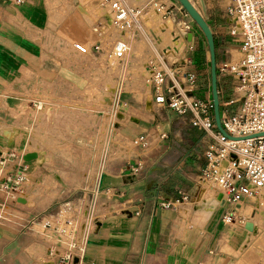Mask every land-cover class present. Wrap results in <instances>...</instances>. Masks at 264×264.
<instances>
[{"label": "crops", "instance_id": "1", "mask_svg": "<svg viewBox=\"0 0 264 264\" xmlns=\"http://www.w3.org/2000/svg\"><path fill=\"white\" fill-rule=\"evenodd\" d=\"M85 3L82 0H28L15 6L0 0V92L12 94V104L41 94L57 106V114L48 120L41 117L27 130L21 127L22 120L14 121L12 127L0 134V150L14 146L33 153V157H29V179L23 191L13 195L0 190V264H59L67 246L59 237L61 233L52 228L50 232L44 225L43 228L42 222L54 219L57 212H53V206L75 194L76 198L67 202L76 209L73 212L76 220L79 219L78 210L83 209L82 213H85L82 216L85 220L77 232L82 255L67 264H197L198 261L211 264L217 255L225 256V264H243L244 261L264 264V249L256 250L247 243L248 240L233 254L224 250L227 234L221 243L213 238L216 223H212V216L217 207L224 208V203H220L210 185H204L202 189L199 186L200 183L207 184L201 181V171L205 164L204 151L211 142L203 131L189 125L186 117L182 118L186 119L184 123L188 130L164 141L172 119L177 116L167 110L154 111L150 102L146 117L128 116L135 126L130 128L128 136L121 135L120 139L127 145L130 139L145 131H151L154 137L149 119L157 122L154 116L160 118L162 113L169 118L163 121L168 129L163 127L160 131L162 126L157 125V137L160 133L165 136L156 140L151 148L130 149L126 146V149H118L113 143L115 154L102 162V153L111 155V149L102 152L98 126L85 149L89 162L81 165L66 161L67 152L63 146L70 139L66 130L69 108L66 100L72 98L76 108H83L88 98L98 106H109L112 102L110 92L118 82L119 72L101 66L92 57L80 56L73 50L72 42L71 51L93 64L90 67L91 83L87 87L73 86L71 95L65 91L60 98L53 94L51 84L48 85L50 82L41 83L40 77L47 72L49 63L43 55L52 57L54 45L66 40L59 28L65 26V18L79 10L77 6L87 11L84 14L87 17L89 13L93 14V20L89 23V42L75 41L91 44L97 41L100 31H103L105 41L111 38L100 0H92L91 6ZM210 6L204 17L209 22L213 20L215 25ZM66 8L69 14L65 16ZM73 19L83 26L86 18L78 13ZM69 26L68 32L73 35V26ZM137 43H142V50L135 55L143 61L149 51L142 41ZM66 74L76 82L84 81L73 73ZM140 74L125 87V93L132 95L139 104L144 90ZM134 82L137 86L131 85ZM186 138L191 139L192 146L185 149L179 143ZM78 155L83 153L77 150L75 156ZM126 162L141 163L138 172L122 173ZM41 174L45 180L40 179ZM41 189H44L43 193ZM178 190L193 201L214 191V196L206 197L212 209L205 207L199 214H191L186 205L194 202H187V199L180 202ZM162 203L173 207H160ZM201 218L204 219L198 221ZM214 242L215 247H212ZM218 245L223 251L217 249ZM211 249L219 254H210Z\"/></svg>", "mask_w": 264, "mask_h": 264}, {"label": "built area", "instance_id": "2", "mask_svg": "<svg viewBox=\"0 0 264 264\" xmlns=\"http://www.w3.org/2000/svg\"><path fill=\"white\" fill-rule=\"evenodd\" d=\"M2 1L20 6L28 0ZM100 6L111 29V38L105 41L100 31L97 41L91 44L74 41L72 48L80 56L92 57L101 66L119 72L109 105L125 92L126 88L119 87L120 82L133 81L135 75L142 73L144 90L140 103L143 106L150 100L154 111H174L211 140L204 151L201 181L222 195V224L245 227L251 219L240 209L257 207L259 200L264 202V0H226L225 12L233 22L229 34L237 45L226 51V59L217 62L216 73L218 82L232 79V92L238 97L230 98L222 87L218 89L223 106L220 123L226 135L215 125L211 95H198L200 79L192 56L194 35L189 25L176 21V14L188 15L182 6L178 4L171 10L164 1L153 4L149 0L140 6H133L127 0H101ZM141 41L149 51L143 61H139L133 49L134 43ZM11 98L12 94L0 92V134L12 127L14 121L22 120L21 127L27 130L39 118L48 120L57 114V106L45 95L37 94L15 104L10 103ZM237 100L239 107L228 112L225 107ZM122 106L117 107L114 115L116 119L126 120L129 115L120 116L127 113ZM150 133L134 136L126 146L144 150L165 136L160 133L155 139ZM115 151L111 148L110 154ZM29 156L32 158L33 153H26L24 148L8 146L0 150V190L13 195L23 191L29 179ZM140 165L126 162L122 173L136 174ZM178 193L182 201L187 199L184 192L178 190ZM75 211L71 203L64 202L54 219L44 221V226L58 231L68 242L59 264H67L82 255ZM259 235L264 241V227L252 230L247 243L263 250L264 242L256 244ZM209 253L219 254L212 249ZM197 264L209 263L198 261Z\"/></svg>", "mask_w": 264, "mask_h": 264}, {"label": "rangeland", "instance_id": "3", "mask_svg": "<svg viewBox=\"0 0 264 264\" xmlns=\"http://www.w3.org/2000/svg\"><path fill=\"white\" fill-rule=\"evenodd\" d=\"M82 1L86 2L85 4L90 5L92 0H89V1L82 0ZM127 1L133 6H140L143 4V2L145 0H137V1L127 0ZM149 1L153 4L159 3L160 1H164L166 4L170 5L169 9H171V10L174 9L179 4V2L177 0H149ZM191 2L201 12V14L203 16H205L206 13H209L208 7H209V5H211L210 6L211 11H212L211 16L212 17L214 16V18H215V23H214L215 25H213V20L212 21L210 20V22L207 20L206 21L209 24L210 29L214 32V34H213L214 39L218 42V47L215 51L216 52V64H217L218 61H221V60H224L227 58L226 51H228L230 48H233L237 45L234 41H232V36L229 34V31L233 25V22L230 20V18L227 16V14L225 12L226 11V0H203L204 9H202L203 7H202L200 0H191ZM64 8H61V11H63ZM67 9L68 8H66V10H64L65 12H63L65 14V16L69 14ZM89 11L94 12V10H91L90 8H89ZM75 12L71 13L70 16L65 18V21H64L65 26L63 24V26L61 28H59L60 33H62L66 37L65 38L66 40L61 44L59 43V44L54 45V47L52 48V51H51L52 57L50 55H46V56L43 55L45 58L46 57L48 58L47 60H49V63L47 64V69H45V70H47L48 74L45 71L43 72V75L40 77L42 79L41 83L50 82L48 85L50 86V84H51L53 92H54L53 94H55L59 98L62 95L61 93L64 94L65 91L70 93L71 88L73 86H77V87L85 86V87H87V85H89L92 81V77H91V73H90V67H92L93 64H91L90 62H88L84 58L77 56L75 53H73L71 51V43L74 42L75 40H83V41L89 42V36H88V35H90L89 34L90 33L89 23H91V20H93V16H92L93 14L89 15L90 16L89 19L86 18L85 21L83 20L84 21V22H82L83 26H79L75 23V21L73 19L75 17L74 15L77 14V13L75 14ZM176 21L179 22L180 24L189 25V27H190L191 31L193 32V35H194V43H193L194 49L192 52V56L195 58V61H196L195 62L196 63L195 69H196V72L199 75V79H200V88L198 90V94L203 95V96L211 95V90H210V61H209V52H208L206 39H205L202 31L200 30V28L196 25V23L194 21L191 20L189 15H184L183 13L182 14H176ZM70 24L73 26V31H74L73 35H71L69 33L70 30L68 27H70L69 26ZM85 29H87V30H85ZM84 33H87L86 36L84 38L83 37L81 38V36H83ZM133 49H134L135 53H140L142 50V43H134ZM66 70H68V71H66ZM114 70L116 71L117 69H114ZM66 72L73 73V74L83 78L84 81H82L80 83L76 82L71 77H69L66 74ZM120 78H122L121 74H120ZM141 78L144 79L143 74H140V79ZM218 83L220 85L219 88L222 87V89L225 93V96H228V97L233 98V99L238 98L237 95H235V93L232 92L233 82H232L231 78L221 80ZM119 84L118 85L120 88L121 87L125 88L127 85L130 86L129 82H124V81L122 83L120 82ZM137 84L138 83L134 82L131 85L137 86ZM70 95H71V93H70ZM106 99H107L106 102L108 103L109 97L106 96ZM117 99H118V97H117ZM87 100L89 103H87ZM90 100L91 99H89V98L85 99L83 108L74 107V102L72 101V98H68V100H66L68 105H69L68 113L66 114L67 115V118H66V120H67L66 128L67 129L66 130L69 133L70 139H68V142L63 147H64V149H66L65 152H67V155L65 154V157H66L65 159L69 163L74 162L75 164L79 163L82 165V164H85L86 162H89V160L86 157L85 149L88 148L87 147L89 144L88 142H90V140L92 138V133L98 126L100 127V133H101L100 138H101V142H102V144H101V148L103 149L102 152H104L105 150L108 151L109 149L113 148V143L118 149H124V147H125V149L127 148L126 144L121 141L120 136L121 135L128 136L127 134L131 131L130 128L132 126H135V125H133L130 118H128V119L126 118V120L115 118L116 117V115H114L115 110L117 109V107H119V105H123L122 107H124L126 112H127V113L123 112L120 115L121 117H126V115L128 114L131 117L132 116L134 117L135 115H137L138 117L141 116L143 118V117H146V115L148 114L147 113V106H143V105L139 104V102L135 101L134 97L127 92L126 93L122 92L119 96V99L117 101H114L113 104L109 105V106L102 105V104L100 106H98V105L92 103ZM220 101L221 100H219V102ZM239 105H240V101L237 100L236 102L231 103L229 106H226L225 108L228 110V112L229 111H235L239 107ZM219 109H220V111L223 110V106L220 105ZM170 113L172 116L176 115L174 111H170ZM160 116L162 118L161 117L158 118L156 115L154 116V118L157 120V122L156 121L154 122L151 119H149V123H150L151 127L154 129V132H152L153 136H154L153 138L157 137V133H156L157 132V125L162 126V128H160V131H162L163 127L168 129V126L165 125V123H163V121L166 120L167 117L165 115H163L162 113ZM176 116L177 117L172 119V122L169 125V131L167 132L168 138L165 137L163 139L164 141L166 139H168V140L174 139V136L178 132L184 133L186 130H188L186 128L187 124L184 123V122H186V119L182 118L181 116H178V115H176ZM168 119L169 118H167V120ZM114 122H117V123L113 124ZM109 136H111V137L108 138ZM205 138L209 139L207 136H205ZM163 140H161V141H163ZM209 142H211V140H209ZM179 145H180V147H183L186 149L188 147V145L192 146L191 139H188V138L183 139V141L180 142ZM151 147H149V148H151ZM57 149H56V147H54V150L58 152L59 150H57ZM77 150L80 153H83V155L75 156V152ZM84 152H85V154H84ZM112 157L113 156L109 155V153H107L106 155H104V153H102V157H101L102 162H105L104 159H107V161H108ZM40 179L45 180V176L42 175V177H40ZM204 185L209 186L208 184H203V183H200L199 186L202 189V187ZM40 191L43 193L44 189H41ZM210 196H214V191H208V193L204 196L203 199H200L201 197H199L193 201L192 199H190L188 197L187 202H189V201L194 202L193 204L186 205L187 207H190L191 214H193L194 212H195V215L197 213L199 214V212L202 211L203 208L211 207L210 206L211 202L208 203V200L206 198V197H210ZM74 198H76V194L74 195V197L62 200L63 202L62 201L61 202L64 203V202L73 200ZM179 200H180V202H182L181 199H179ZM161 202H167V201L161 200ZM261 202L262 201L259 200L257 207L253 208L251 206H246V207H242L240 209V211H242L245 215H247L248 217H250L251 220L254 221L255 220V214H256V212H254V211H258V209H260V208L262 209V203ZM40 206L43 207L44 205L41 203ZM159 206L160 207H169V208L173 207L172 204H164V205H159ZM58 207H59V204H56L55 206H53V208H52L53 212L56 211L58 213V211H57ZM82 210L83 209L78 210L79 211V219L77 220V227H79L80 224L85 220L84 218H82V215H81ZM216 211L217 212H215V214H213V216H212L213 217L212 223H216V228H215V231L213 233V235H214L213 238H215L216 241L219 240V243H221V242H223L222 240H224L225 234H227V236H226L227 242L225 243V249L224 250L226 253H233L234 254V250H238L239 246L244 245L246 240H248V237L251 236V232L248 233V230L246 229V227L242 228V226H237V225L229 226V227L224 226L222 224L221 220L219 219V216H221V213L224 211V208L217 207ZM203 219L204 218L198 219V221L203 220ZM257 219L258 220H255V221L257 223L259 222V226L261 225L262 227H264V225H263L264 216L258 217ZM44 221L42 222V226L44 225ZM194 221L196 222L197 220H194ZM43 228H44V226H43ZM47 229H49L50 232L53 231L50 228H47ZM59 237L62 239L63 243L66 246H68V242H67L66 238L64 236H62L61 234L59 235ZM263 242H264L263 237L260 235L257 239L256 244H262ZM215 243L216 242L213 243L212 247H215L214 246ZM217 249L222 250L220 245H218ZM45 259L46 258H44V260ZM225 263H226L225 256H218L217 255L216 258L214 259V262H212L211 264H225ZM242 263L243 264H253V262L248 263V261H244Z\"/></svg>", "mask_w": 264, "mask_h": 264}, {"label": "water", "instance_id": "4", "mask_svg": "<svg viewBox=\"0 0 264 264\" xmlns=\"http://www.w3.org/2000/svg\"><path fill=\"white\" fill-rule=\"evenodd\" d=\"M179 4L182 6V8L186 11V13L190 16L191 20L196 23V25L200 28L202 31L207 47L209 52V61H210V90H211V98L213 103V116H214V122L217 127V129L226 135V132L221 127L220 123V102H219V95H218V79H217V73H216V52H215V42H214V35L212 30L210 29L209 24L207 23L204 16L201 14V12L196 9L192 3L189 0H177ZM202 4V9H204L203 0H200ZM188 38H191V34L188 35ZM150 103V100L147 101L146 106L148 107ZM31 157V156H29ZM217 199L220 200V203L223 204V198L221 193L217 195ZM245 227L249 230L252 229V223L247 222L245 224Z\"/></svg>", "mask_w": 264, "mask_h": 264}, {"label": "bare ground", "instance_id": "5", "mask_svg": "<svg viewBox=\"0 0 264 264\" xmlns=\"http://www.w3.org/2000/svg\"><path fill=\"white\" fill-rule=\"evenodd\" d=\"M190 2H191V0H189ZM192 3V2H191ZM192 5L194 6V4L192 3ZM77 7H80L79 8V10H77L76 12H75V14L77 13H80L82 16H84L85 18H88V17H90V16H86V15H84L87 11L86 10H84V8L82 7V6H77ZM195 7V6H194ZM196 8V7H195ZM197 9V8H196ZM89 13V12H88ZM77 14L76 15H74L75 17H77ZM89 15H90V13H89ZM88 21V20H87ZM92 21V20H91ZM38 125V124H37ZM35 130V129H34ZM31 131V130H30ZM10 133V132H9ZM5 135V134H4ZM3 135V136H4ZM8 137V136H7ZM12 145V144H11ZM262 203V209L260 208V209H258V211H254V212H256V214H255V220H258L257 218L258 217H261V216H264V202L262 201L261 202ZM222 207V206H221ZM211 209H212V207H211ZM215 210V209H214ZM209 212V211H208ZM263 218V217H262ZM253 221V220H251V221H249V222H251L252 223V226L254 225V227H252V229L251 230H249V229H247L248 230V233L249 232H252V230H254L255 229V231H258V229L259 228H261L262 226L260 225L259 226V222L257 223L256 221ZM260 221V220H259ZM263 225H264V223H263ZM243 228V227H242ZM246 231V230H245ZM260 236V235H259Z\"/></svg>", "mask_w": 264, "mask_h": 264}, {"label": "trees", "instance_id": "6", "mask_svg": "<svg viewBox=\"0 0 264 264\" xmlns=\"http://www.w3.org/2000/svg\"><path fill=\"white\" fill-rule=\"evenodd\" d=\"M214 42H215V51H216V49H217V47H218V42L214 39ZM194 61H195V58H194ZM196 62V61H195ZM219 83H218V89H219ZM199 95V94H198ZM200 97H203V95H199Z\"/></svg>", "mask_w": 264, "mask_h": 264}]
</instances>
